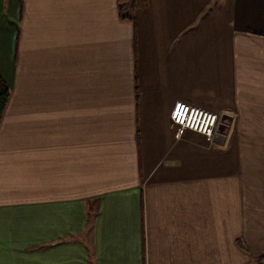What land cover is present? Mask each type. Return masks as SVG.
Returning <instances> with one entry per match:
<instances>
[{
	"label": "crops",
	"instance_id": "obj_1",
	"mask_svg": "<svg viewBox=\"0 0 264 264\" xmlns=\"http://www.w3.org/2000/svg\"><path fill=\"white\" fill-rule=\"evenodd\" d=\"M0 78V264L264 256V0H0Z\"/></svg>",
	"mask_w": 264,
	"mask_h": 264
},
{
	"label": "built area",
	"instance_id": "obj_2",
	"mask_svg": "<svg viewBox=\"0 0 264 264\" xmlns=\"http://www.w3.org/2000/svg\"><path fill=\"white\" fill-rule=\"evenodd\" d=\"M219 114L210 113L186 104H174L170 121L176 128V136H182L186 131L200 134L208 141H213L220 122Z\"/></svg>",
	"mask_w": 264,
	"mask_h": 264
},
{
	"label": "trees",
	"instance_id": "obj_3",
	"mask_svg": "<svg viewBox=\"0 0 264 264\" xmlns=\"http://www.w3.org/2000/svg\"><path fill=\"white\" fill-rule=\"evenodd\" d=\"M10 91L6 83L0 78V122L9 99ZM255 264H264V256L259 257Z\"/></svg>",
	"mask_w": 264,
	"mask_h": 264
},
{
	"label": "water",
	"instance_id": "obj_4",
	"mask_svg": "<svg viewBox=\"0 0 264 264\" xmlns=\"http://www.w3.org/2000/svg\"><path fill=\"white\" fill-rule=\"evenodd\" d=\"M223 120V116L220 118V122H219V126H218V129H217V134L214 138V141H224L225 139V135L227 133V127L226 125L224 124V121ZM218 139V140H217Z\"/></svg>",
	"mask_w": 264,
	"mask_h": 264
},
{
	"label": "rangeland",
	"instance_id": "obj_5",
	"mask_svg": "<svg viewBox=\"0 0 264 264\" xmlns=\"http://www.w3.org/2000/svg\"><path fill=\"white\" fill-rule=\"evenodd\" d=\"M121 13L124 15V10L122 9V7H121Z\"/></svg>",
	"mask_w": 264,
	"mask_h": 264
}]
</instances>
